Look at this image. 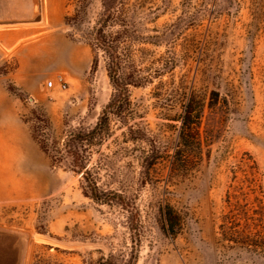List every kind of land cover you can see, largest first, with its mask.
<instances>
[{"label": "rangeland", "instance_id": "374dc122", "mask_svg": "<svg viewBox=\"0 0 264 264\" xmlns=\"http://www.w3.org/2000/svg\"><path fill=\"white\" fill-rule=\"evenodd\" d=\"M38 3L15 27L46 37L35 70L0 28V225L29 234L25 264H264V4L120 0L105 31L132 85L99 131L101 0Z\"/></svg>", "mask_w": 264, "mask_h": 264}, {"label": "trees", "instance_id": "16d2710c", "mask_svg": "<svg viewBox=\"0 0 264 264\" xmlns=\"http://www.w3.org/2000/svg\"><path fill=\"white\" fill-rule=\"evenodd\" d=\"M251 3L255 8L261 9L259 7L263 6L264 0H251ZM119 4L120 0H101V9L91 32L92 45L95 49L100 50L104 55L107 56L106 67L111 85L113 87L112 97L107 106L102 110L103 122L99 124V131L102 130L104 123H106L108 113L118 114V109L110 112V108H112V110H114V106H118L119 108L121 105H123V103H126L129 100V88L132 85L129 80H126V77H124L123 73H121L118 42L116 40L111 41L105 31V27L107 26L111 14L117 13ZM190 118L191 110L190 108L186 107L181 120V139L187 132L193 129L192 126L188 124ZM93 132H95V130ZM71 141L73 140L70 139L67 143V146L71 144Z\"/></svg>", "mask_w": 264, "mask_h": 264}, {"label": "crops", "instance_id": "0c3cea01", "mask_svg": "<svg viewBox=\"0 0 264 264\" xmlns=\"http://www.w3.org/2000/svg\"><path fill=\"white\" fill-rule=\"evenodd\" d=\"M41 3V0H39ZM36 6V0H0V28L4 27H13L11 29H8V31L2 33V37L6 39L5 44L8 46V44L11 45L12 49H14V55L17 61V72L19 71H28V70H35L36 68H28L27 62L25 61V56L32 55L36 61L38 62V56L39 51L34 50V48L37 47V42L41 38H46L45 35H42L41 38L39 36L35 39L30 40V42L26 41L31 36L39 35L38 33H26L24 29L21 28H15L18 26L28 25V24H39L42 22L44 15L41 10V5L38 3L36 6V14H34V8ZM31 18V20H29ZM29 21H27V20ZM11 21V22H10ZM41 21V22H40ZM18 25V26H17ZM44 36V37H43ZM48 36V34H47ZM50 46L52 44H49ZM49 48H53L51 46ZM11 49V48H10ZM6 50H9L7 48ZM71 53H69L68 61L71 60ZM49 65H52V61H49ZM63 63L59 64L57 71L63 70ZM45 69H42L41 71H44ZM0 100L6 99L5 97H0ZM3 102V101H0ZM4 107L0 106L1 113L4 112ZM6 124L4 122L0 123V133L1 135H4L6 132L5 130ZM5 164V163H4ZM3 164V165H4ZM8 165V164H5Z\"/></svg>", "mask_w": 264, "mask_h": 264}, {"label": "water", "instance_id": "95a60500", "mask_svg": "<svg viewBox=\"0 0 264 264\" xmlns=\"http://www.w3.org/2000/svg\"><path fill=\"white\" fill-rule=\"evenodd\" d=\"M29 240L27 232L0 225V264H25Z\"/></svg>", "mask_w": 264, "mask_h": 264}, {"label": "built area", "instance_id": "2783aa9c", "mask_svg": "<svg viewBox=\"0 0 264 264\" xmlns=\"http://www.w3.org/2000/svg\"><path fill=\"white\" fill-rule=\"evenodd\" d=\"M67 85H68L67 81L61 75H59L54 79H50L45 83V87L50 90H54V89L65 90L67 88Z\"/></svg>", "mask_w": 264, "mask_h": 264}, {"label": "bare ground", "instance_id": "6f19581e", "mask_svg": "<svg viewBox=\"0 0 264 264\" xmlns=\"http://www.w3.org/2000/svg\"><path fill=\"white\" fill-rule=\"evenodd\" d=\"M44 1V0H43ZM44 8V7H43ZM41 22V21H40ZM22 25H24V24H22ZM18 26V25H17ZM2 28V27H1Z\"/></svg>", "mask_w": 264, "mask_h": 264}]
</instances>
